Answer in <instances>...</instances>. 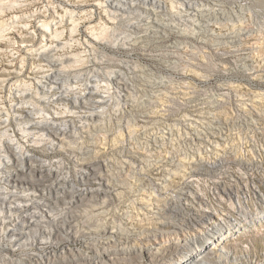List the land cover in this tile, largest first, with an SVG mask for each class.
Returning a JSON list of instances; mask_svg holds the SVG:
<instances>
[{"label": "clouds", "instance_id": "obj_1", "mask_svg": "<svg viewBox=\"0 0 264 264\" xmlns=\"http://www.w3.org/2000/svg\"><path fill=\"white\" fill-rule=\"evenodd\" d=\"M0 264H264V0H0Z\"/></svg>", "mask_w": 264, "mask_h": 264}]
</instances>
